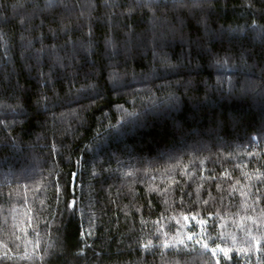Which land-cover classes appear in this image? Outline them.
Here are the masks:
<instances>
[{
  "label": "trees",
  "instance_id": "1",
  "mask_svg": "<svg viewBox=\"0 0 264 264\" xmlns=\"http://www.w3.org/2000/svg\"><path fill=\"white\" fill-rule=\"evenodd\" d=\"M0 264H264V0H0Z\"/></svg>",
  "mask_w": 264,
  "mask_h": 264
},
{
  "label": "rangeland",
  "instance_id": "2",
  "mask_svg": "<svg viewBox=\"0 0 264 264\" xmlns=\"http://www.w3.org/2000/svg\"><path fill=\"white\" fill-rule=\"evenodd\" d=\"M187 222H188L189 224H197L198 227H199V229H201L202 226H203V223L201 222V220H199L198 218H195V217L188 218V219H187ZM193 228H196L195 225H193ZM188 235H190V238H193V237H194L193 233H190V234H188Z\"/></svg>",
  "mask_w": 264,
  "mask_h": 264
},
{
  "label": "water",
  "instance_id": "3",
  "mask_svg": "<svg viewBox=\"0 0 264 264\" xmlns=\"http://www.w3.org/2000/svg\"><path fill=\"white\" fill-rule=\"evenodd\" d=\"M73 182H75V177H73Z\"/></svg>",
  "mask_w": 264,
  "mask_h": 264
}]
</instances>
